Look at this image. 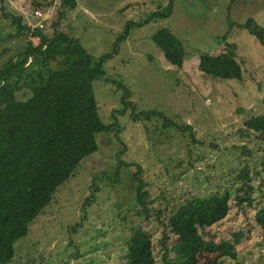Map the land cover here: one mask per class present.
Returning <instances> with one entry per match:
<instances>
[{
  "label": "rangeland",
  "instance_id": "374dc122",
  "mask_svg": "<svg viewBox=\"0 0 264 264\" xmlns=\"http://www.w3.org/2000/svg\"><path fill=\"white\" fill-rule=\"evenodd\" d=\"M4 1L8 12L34 23L30 0ZM42 1L51 8L45 9L38 25L46 23L48 31L57 21L58 4L56 0ZM76 1L77 8L67 10L61 27L70 30L94 59L113 51L128 24L143 22L155 9L166 11L168 5V0ZM228 14L236 24L253 18L264 27V0H176L169 18L130 30L118 45L117 55L106 62L107 75L131 88L138 111L158 109L180 125H193L197 143L188 134L164 129L162 119L133 124L127 116H119L125 149L113 136L97 135L99 152L87 157L75 177L57 191L52 204L31 225L28 238L16 242L11 264H128L123 250L131 227L138 225L152 235L157 254L163 226L137 216L135 168H123L116 185L100 179L105 174L114 176L122 151L123 161L141 165L151 200L162 210L194 197L225 192L233 196L242 183L240 171L246 169L255 206L241 212L232 197L229 216L207 231L215 241L236 231L245 233L236 248L237 259L222 258L223 264H264V240L254 222L255 213L264 208V143L240 133L246 121L264 115V47L246 30L231 29ZM0 28L12 29L1 13ZM162 28L172 30L185 45L182 69L170 66L152 41ZM225 35L228 43L237 46L242 81H218L199 71L202 55L225 49L221 40ZM113 88L104 80L94 82L100 117L107 124L120 103L119 95L111 94ZM94 178L100 180V192L86 212V222L72 233L70 228L84 215L82 207ZM125 216L128 224L123 221ZM76 254L80 258L72 257ZM157 261L160 263L158 256ZM206 261L202 258L201 264Z\"/></svg>",
  "mask_w": 264,
  "mask_h": 264
},
{
  "label": "trees",
  "instance_id": "16d2710c",
  "mask_svg": "<svg viewBox=\"0 0 264 264\" xmlns=\"http://www.w3.org/2000/svg\"><path fill=\"white\" fill-rule=\"evenodd\" d=\"M30 1L32 24L8 12L5 1L0 0V13L12 27L0 28V264L13 262L16 242L28 238L31 225L52 204L57 191L75 177L87 157L99 152L97 135L113 136L125 149L119 116H127L133 124L162 119L164 129L188 134L192 143H197L193 125H180L158 109L138 111L131 88L123 81L111 80L105 70L106 62L117 55L118 45L127 39L131 29L169 18L176 0H168L166 11L155 9L145 21L128 24L127 33L118 37L113 51L99 59H94L70 30L61 27L67 10L77 8L76 0H56L57 21L48 31L46 23L38 25L42 20L36 12L45 14V9L51 8L49 3L46 8L39 0ZM228 23L231 29L246 30L264 47V27L256 20L250 18L244 24H236L228 14ZM221 40L225 49L219 54L202 55L199 71L218 81H242L237 46L226 41L227 35ZM152 41L170 66L183 68L185 45L172 30H157ZM97 80L113 85L111 94L120 98L119 108L112 111V122L108 124L100 117L101 107L94 92ZM240 133L264 143V115L246 121ZM124 153L117 155L114 176L105 174L100 179L116 185L121 181V170L134 167L137 216L144 222L155 220L163 226L157 254L150 232L141 225L131 227L123 250L128 264H201L202 258L207 260L203 264H223L222 258L237 259L236 248L245 238L243 231L215 241L216 237L207 230L229 216L232 197L241 212L255 206L254 189L246 169L240 171L238 179L242 183L233 196L225 192L194 197L162 210L151 200L141 165L123 161ZM97 181L100 180L93 179L90 195L82 207L84 215L79 224L70 228L72 233L86 222V212L100 192ZM128 219L124 217L125 224ZM254 222L264 240V208L255 213ZM72 257L80 258L79 254Z\"/></svg>",
  "mask_w": 264,
  "mask_h": 264
},
{
  "label": "built area",
  "instance_id": "2783aa9c",
  "mask_svg": "<svg viewBox=\"0 0 264 264\" xmlns=\"http://www.w3.org/2000/svg\"><path fill=\"white\" fill-rule=\"evenodd\" d=\"M36 15L40 18V17H42L43 14L40 11H37Z\"/></svg>",
  "mask_w": 264,
  "mask_h": 264
}]
</instances>
